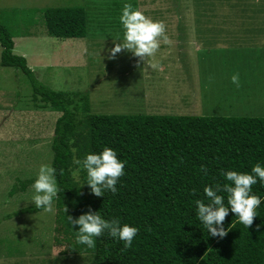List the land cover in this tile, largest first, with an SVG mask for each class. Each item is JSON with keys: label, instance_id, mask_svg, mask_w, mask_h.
<instances>
[{"label": "rangeland", "instance_id": "374dc122", "mask_svg": "<svg viewBox=\"0 0 264 264\" xmlns=\"http://www.w3.org/2000/svg\"><path fill=\"white\" fill-rule=\"evenodd\" d=\"M124 3L163 21L172 44L161 43L146 61L128 51L108 59L115 43H123ZM73 6L86 13V35L48 36L43 10ZM4 18L14 34L12 53L26 57L35 83L64 93L79 114L264 117V0H0ZM236 73L239 88L231 82ZM58 116L32 99L24 74L0 67V264L91 260L55 245V210L12 216L34 205L32 185L39 167L50 164ZM76 168L71 177L80 183Z\"/></svg>", "mask_w": 264, "mask_h": 264}, {"label": "trees", "instance_id": "16d2710c", "mask_svg": "<svg viewBox=\"0 0 264 264\" xmlns=\"http://www.w3.org/2000/svg\"><path fill=\"white\" fill-rule=\"evenodd\" d=\"M42 17L51 38L86 35L82 7L46 8ZM13 35L2 19L0 67L19 70L30 84L32 99L59 114L53 123L49 165L57 170L60 189L53 201V240L62 244V254H89V264H264V202L250 228L229 211L224 222L228 235L223 239L212 237L203 227L195 205L197 199L209 203L206 186L230 183L221 170L251 173L257 163L264 166V117L79 114L64 93L35 83L25 59L12 53ZM78 100L86 112L85 98ZM105 147L125 162V175L116 194L106 190L98 198L86 184V171L81 170L80 183L72 179L76 166L72 159L100 154ZM72 148L78 151L74 154ZM202 166L207 173L200 171ZM252 194L264 201V184L253 185ZM220 195L227 206V194ZM90 210L105 220L117 218L121 226L138 228L132 247L124 249L123 242L107 233L96 238L94 249L78 244L79 226H72L67 217L77 219ZM40 211L33 205L12 216Z\"/></svg>", "mask_w": 264, "mask_h": 264}, {"label": "clouds", "instance_id": "9594fccd", "mask_svg": "<svg viewBox=\"0 0 264 264\" xmlns=\"http://www.w3.org/2000/svg\"><path fill=\"white\" fill-rule=\"evenodd\" d=\"M120 23L124 29L123 43H115V46L109 50L108 59H115L117 54L128 51L140 60L146 61L148 58L155 57L161 43L172 44L170 37L166 34L165 23L153 21L141 11L134 10L131 3H124ZM149 66L153 70L160 69L158 63H150ZM231 82L237 88L241 86L239 73L231 76ZM71 151L75 154L78 150L72 148ZM72 163L77 166L72 173L73 176H79L81 170L86 171V184L90 187L91 194L98 198L102 197L106 190L116 194L118 191L116 185L125 175V162L119 160L116 151L108 147H105L100 154H87L82 160L74 155ZM200 171L207 173L208 169L202 166ZM63 174L64 170L61 169L59 175L63 176ZM56 175L57 170L54 167L42 164L39 167L37 179L32 185L35 192L32 197L33 203L37 209H43L46 213L54 212L53 201L60 193ZM221 175L230 183L206 186L203 191L209 203L205 204L203 200L197 199L195 205L197 218L203 227L212 237L223 239L228 235L224 222L229 211L235 214L246 228L253 225L258 215L257 209L264 201L261 197L252 194V188L258 181L264 184V166L257 163L252 167L251 173L221 170ZM220 193L227 194V206H225V197ZM192 194H195V190ZM65 212H67L66 207ZM67 219L72 226H79V231L76 232V242L89 249H94L96 238L105 233L123 242L124 249H130L139 231L138 228L127 224L121 226L117 218L105 220L100 212L93 213L91 210L77 219L71 216Z\"/></svg>", "mask_w": 264, "mask_h": 264}, {"label": "crops", "instance_id": "0c3cea01", "mask_svg": "<svg viewBox=\"0 0 264 264\" xmlns=\"http://www.w3.org/2000/svg\"><path fill=\"white\" fill-rule=\"evenodd\" d=\"M246 49H248V50H256V49H253V48H246ZM259 54H260V50H256ZM246 52V51H245ZM23 56V58L25 59V61H26V57L24 56V55H21V57ZM26 65H27V67H28V64H27V61H26ZM29 68V67H28ZM255 82H257V81H255ZM252 84H251V82L249 81L248 83H246L245 84V86H251ZM263 92V91H262ZM260 92H258V91H256V89H255V94H254V96H256L257 94H259ZM264 95V94H263Z\"/></svg>", "mask_w": 264, "mask_h": 264}]
</instances>
